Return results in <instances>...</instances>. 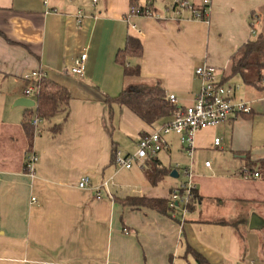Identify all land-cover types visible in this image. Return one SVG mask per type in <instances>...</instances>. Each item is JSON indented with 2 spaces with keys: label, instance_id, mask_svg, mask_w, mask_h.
Instances as JSON below:
<instances>
[{
  "label": "crops",
  "instance_id": "crops-1",
  "mask_svg": "<svg viewBox=\"0 0 264 264\" xmlns=\"http://www.w3.org/2000/svg\"><path fill=\"white\" fill-rule=\"evenodd\" d=\"M169 3L154 0L144 16L130 12V0H0V264H197L188 247L209 264H264V179L241 173L264 159V71L257 85L230 74L232 54L264 34V0H210L206 20L176 18ZM127 35L142 42L141 57L128 62L139 64L132 79L116 60ZM82 53L78 76L70 69ZM202 64L251 111L198 130L191 155L165 135L154 158L169 172L157 184L146 177L148 158L129 169L110 164L111 140L134 153L170 118L149 124L118 106L110 119L105 96L159 81L179 107L191 105ZM32 70L67 88L70 100L59 119L33 129L29 146L25 107L12 102ZM183 168L196 186L194 216L123 204L127 196L168 200ZM84 176L90 184L80 188Z\"/></svg>",
  "mask_w": 264,
  "mask_h": 264
},
{
  "label": "trees",
  "instance_id": "trees-1",
  "mask_svg": "<svg viewBox=\"0 0 264 264\" xmlns=\"http://www.w3.org/2000/svg\"><path fill=\"white\" fill-rule=\"evenodd\" d=\"M144 3H146V0ZM143 4H139L137 0H130V7L137 6L141 8ZM141 53V40L136 36L127 35L124 46L116 53V60L122 67L123 75L125 77L139 76V64H130L128 62L132 58L138 59L141 57ZM263 71L264 34H260L256 38L248 40L246 43L242 44L237 51L232 54L230 58V74L231 76L238 74L246 84L257 85L263 79ZM34 84L37 87L34 100L35 105L34 107L24 108L23 118L21 121L29 146L32 143L31 139L33 129L36 128L32 124V120L35 117H38L41 122L49 123L60 113L67 111L68 102L70 100V92L67 88L47 77L35 81ZM104 102L108 106L110 119L113 115L115 107L124 106L138 118L149 124H153L160 119L170 118L173 115V112L179 108L177 104L169 102L167 95L165 94L164 87L159 81H155L154 83L136 82L115 96H105ZM147 134L142 135L140 138L145 137ZM117 152L119 151H117L116 142L111 140L110 164H114L116 167H118L115 163V156ZM32 154L34 153L30 151L27 162ZM147 160H149L150 166L145 172L146 177L150 183L157 184L158 179L169 171L158 164L155 158L149 157ZM27 162L24 169L28 173L26 166ZM249 166L250 168L248 170L245 169L246 172L241 171L242 175H248V173H252L254 175L257 173L264 179V159L253 161L252 164H249ZM193 193V198L190 204L191 208H194L197 202L196 190ZM168 200L160 198H146L143 196H127L122 199V202L125 206L132 208H153L159 213L170 216L171 210L168 206ZM187 251L194 257L197 264H209V262L202 255L190 247L187 248Z\"/></svg>",
  "mask_w": 264,
  "mask_h": 264
},
{
  "label": "built area",
  "instance_id": "built-area-1",
  "mask_svg": "<svg viewBox=\"0 0 264 264\" xmlns=\"http://www.w3.org/2000/svg\"><path fill=\"white\" fill-rule=\"evenodd\" d=\"M153 1L146 0V3L141 8L131 6L130 12L144 16L152 15L151 8ZM209 4L210 0H198L197 2L193 0H170L168 8L176 18H182L183 13L188 12L189 18L206 20L209 13ZM130 26L134 28L133 25ZM136 30L139 33V29ZM85 58L86 55L82 53L74 60V64L70 69L71 73L78 76L83 74ZM194 75L200 78L201 86L194 97L193 104L177 108L167 122L160 125L157 130L140 138L137 141V149L134 153L122 155L120 152H117L115 163L118 167L129 169L132 163L138 159L154 158L161 149L166 147L164 136L169 133L176 134L185 152L191 155L194 136L198 130L205 127H213L227 118L251 111L247 102L235 99V87L233 85L222 83L217 78L214 66L207 64L199 65L194 69ZM44 77L45 73L40 70H32L29 73L23 74L20 87L21 95L35 100L37 87L34 82ZM167 99L170 103L176 104L174 94H168ZM40 122L41 120L38 117L32 120V124L35 127ZM218 143L219 139L215 138L214 144L218 145ZM35 160L36 156L34 154L30 155L26 165L30 175L33 174V163ZM204 165L209 167L210 161H205ZM182 173L187 179L172 187L168 198V206L171 210L170 216L175 217L178 214L184 220L187 215L194 216L195 211L194 208L190 207V204L196 186L188 179L191 176L190 169L183 168ZM254 175L258 176L257 173ZM89 184V178L84 176L79 180L77 186L84 188L89 186ZM97 196H99V191L97 192ZM32 201H35V197H32Z\"/></svg>",
  "mask_w": 264,
  "mask_h": 264
},
{
  "label": "water",
  "instance_id": "water-1",
  "mask_svg": "<svg viewBox=\"0 0 264 264\" xmlns=\"http://www.w3.org/2000/svg\"><path fill=\"white\" fill-rule=\"evenodd\" d=\"M14 104L23 107H32L35 105V102L31 98L19 97L15 100ZM170 175L176 176V173L174 171H171Z\"/></svg>",
  "mask_w": 264,
  "mask_h": 264
},
{
  "label": "rangeland",
  "instance_id": "rangeland-1",
  "mask_svg": "<svg viewBox=\"0 0 264 264\" xmlns=\"http://www.w3.org/2000/svg\"><path fill=\"white\" fill-rule=\"evenodd\" d=\"M128 79H132V77L131 78H128ZM229 84H232V83H229ZM18 93H15L14 94V96H15V99L18 97ZM19 98V97H18ZM15 99L13 100V102L12 103H14V101H15ZM21 107H23V106H17L16 108H21ZM32 107H34V106H32ZM62 114V113H61ZM61 114H59L56 118H54L53 119V121H55L56 119H59V116L61 115ZM33 139V138H32ZM32 139H31V142H32ZM129 146H131V147H133L132 145H129ZM120 153H121V151H119ZM183 153H185V152H183ZM130 154H132V152L130 153ZM186 154V153H185ZM123 155V154H122ZM181 175L178 177V178H176L175 180L177 181V180H184V175H183V173H182V170H181V173H180Z\"/></svg>",
  "mask_w": 264,
  "mask_h": 264
},
{
  "label": "bare ground",
  "instance_id": "bare-ground-1",
  "mask_svg": "<svg viewBox=\"0 0 264 264\" xmlns=\"http://www.w3.org/2000/svg\"><path fill=\"white\" fill-rule=\"evenodd\" d=\"M162 150V149H161Z\"/></svg>",
  "mask_w": 264,
  "mask_h": 264
}]
</instances>
